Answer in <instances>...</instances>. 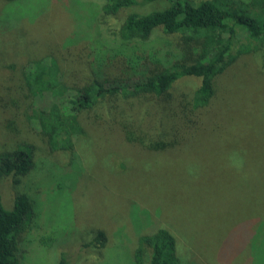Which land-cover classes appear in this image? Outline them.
I'll use <instances>...</instances> for the list:
<instances>
[{
    "label": "rangeland",
    "instance_id": "1",
    "mask_svg": "<svg viewBox=\"0 0 264 264\" xmlns=\"http://www.w3.org/2000/svg\"><path fill=\"white\" fill-rule=\"evenodd\" d=\"M259 2L264 4V0ZM102 5V0H20L17 4L0 0V63L4 62L0 74L10 77L8 85H13L25 59L33 55L57 59L68 83L80 81L90 72L94 31L101 27L105 37L112 39L128 12L164 7V3L137 6L106 18L100 26L97 20ZM31 13L45 14L37 17ZM89 19L94 20L90 26ZM71 38L74 43L69 42ZM239 41L255 44L247 41L244 33ZM179 50L173 37L157 31L140 53L165 62L170 57L166 54L179 57ZM256 56L238 58L233 68L217 79V93L223 96L213 102L202 130L186 135L175 158H144L137 146L115 150L120 141L113 139L108 129L90 126L91 138L81 144L88 171L84 166L76 179L67 173L68 153H52L30 127L32 133L21 126L10 131L0 119V152L23 141L38 148L36 168L20 184L11 177L0 185L6 209L21 195L34 200L36 206L37 216L22 235L26 264H58L61 253L69 264H134L135 238L150 233L151 225L157 227L154 217H148L151 222L144 227V211L167 218L182 241L179 251L186 245L190 256H184L194 259L193 264H245L251 253V264H264V225L260 227L264 219V74L255 66L240 69L256 62ZM124 57L127 55L112 62L110 77H117L126 66ZM13 65L16 67L11 69ZM4 83L0 77V88ZM197 87L195 80L184 79L172 94L187 96ZM50 102L45 99L42 105L47 107ZM157 112V108L142 111L147 118ZM79 148L77 145L76 150ZM113 154L122 155L124 164L132 165L127 175L108 178L111 171L105 159ZM98 164L102 166L99 173ZM101 230L109 231L105 248L94 241ZM48 236L54 239L52 246L42 245Z\"/></svg>",
    "mask_w": 264,
    "mask_h": 264
},
{
    "label": "trees",
    "instance_id": "2",
    "mask_svg": "<svg viewBox=\"0 0 264 264\" xmlns=\"http://www.w3.org/2000/svg\"><path fill=\"white\" fill-rule=\"evenodd\" d=\"M3 1L17 4L20 0ZM102 1V14L97 20L100 26L106 18L117 17L137 6L164 3V7L145 13L128 12L112 39L105 37L101 27L94 31L97 35L91 43L90 72L80 81L68 83L57 59L38 55L25 59L13 85H8L11 81L8 75L0 74L5 80L0 88L2 122L10 131L21 126L32 133L30 127L50 152L68 153L70 171L67 173L74 174L76 179L84 166L88 171L81 156V144L91 138V127L108 129L111 137L120 141L115 150L137 146L144 158H175L179 147L186 142V135L202 130L213 102L223 96V93H217V79L233 68L238 58L256 54L258 59L253 65L240 69L245 71L255 66L256 71L264 74V4L259 0ZM44 14L35 13L37 17ZM29 18L34 20L36 17ZM3 20L7 21L8 17ZM90 22L94 20L87 21L89 26ZM157 31L175 39L181 53L179 57L166 54L170 57L163 62L153 55L140 53ZM240 33L255 44H241ZM81 39L82 36L78 40ZM69 42L74 43L73 38ZM122 54L127 55L124 57L126 66L117 77H110L108 68ZM184 79L195 80L198 87L191 94L177 98L172 94L173 89ZM45 99L51 100L47 107L42 105ZM155 108L158 112L149 118L142 113ZM77 145L80 146L78 151ZM37 151L33 143L23 141L13 149L0 152V185L11 177L15 184H20L22 178L36 168ZM118 156L113 154L105 159L111 171L108 178L127 175L132 167L124 164L122 155ZM98 166L99 173L102 166ZM129 201L135 206L134 200ZM136 202L139 203V198ZM35 208L34 200L21 195L8 210L0 193V264H26L27 251L22 244V235L37 216ZM141 216L144 227L154 217L158 228L151 225L150 233L134 236V264H193L194 259L184 256H190L186 245L182 249L184 252L179 251L178 245L182 241L167 218L157 217L155 213L149 215L146 211ZM263 225L264 219L260 227ZM108 236L109 231L101 230L94 241L105 248ZM47 238L42 239V245L50 243L52 246L54 239L52 236ZM251 255L245 264H251ZM58 264H69L66 254L61 253Z\"/></svg>",
    "mask_w": 264,
    "mask_h": 264
}]
</instances>
